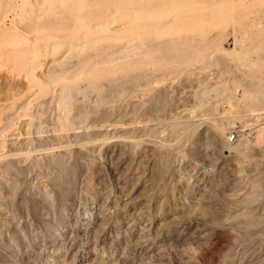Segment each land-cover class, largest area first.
<instances>
[{
	"label": "rangeland",
	"instance_id": "rangeland-1",
	"mask_svg": "<svg viewBox=\"0 0 264 264\" xmlns=\"http://www.w3.org/2000/svg\"><path fill=\"white\" fill-rule=\"evenodd\" d=\"M94 2L0 0V155L26 152L0 162V264H78L97 205L106 230L138 209L207 224V237L148 264H264V0ZM217 122L205 144L203 127ZM124 136L136 143L118 181L97 143ZM200 149L211 152L204 165Z\"/></svg>",
	"mask_w": 264,
	"mask_h": 264
},
{
	"label": "bare ground",
	"instance_id": "bare-ground-1",
	"mask_svg": "<svg viewBox=\"0 0 264 264\" xmlns=\"http://www.w3.org/2000/svg\"><path fill=\"white\" fill-rule=\"evenodd\" d=\"M100 1V0H99ZM98 1V3H99ZM102 1V0H101ZM104 1V0H103ZM212 1V0H211ZM214 2L216 0H213ZM91 3V1H89ZM97 3L96 0L94 2V4ZM97 3V4H98ZM95 4V5H97ZM101 4V3H100ZM99 5V4H98ZM104 5V4H103ZM102 7V5H100ZM96 7V6H95ZM97 9V8H96ZM94 9V11L96 10ZM102 9V8H101ZM103 9H104V6H103ZM106 9V8H105ZM124 10V9H123ZM226 15V14H225ZM228 15V14H227ZM73 16V15H72ZM221 16V15H220ZM117 17V16H115ZM121 17V16H120ZM224 17V15H223ZM71 18V17H70ZM91 19V18H90ZM104 19V18H103ZM108 19V18H107ZM225 19V18H223ZM93 20V19H92ZM112 20V19H111ZM110 20V21H111ZM118 20H120V18H118ZM135 20V19H134ZM175 20V19H174ZM88 21V20H87ZM100 21V20H99ZM104 21V20H103ZM109 21V23H110ZM116 21V19H115ZM95 24L97 22H94ZM99 23V22H98ZM97 23V24H98ZM102 24H99L98 26L100 27H94L96 28L97 30H100L101 32L104 31L107 27V24L105 23H108V22H102ZM112 23V22H111ZM118 23V22H117ZM95 24H93L92 26H94ZM106 26H105V25ZM110 27L108 26L107 29H109L110 31H113V30H121L119 29L118 30V26L116 24H109ZM125 26V25H124ZM122 29L124 28L123 25L121 26ZM168 27V26H166ZM169 27H170V23H169ZM90 31H92L90 29ZM100 31H94L97 32L98 34H100L101 32ZM116 31V32H117ZM105 32V31H104ZM115 32V31H114ZM91 33V32H90ZM96 33V34H97ZM103 33V32H102ZM204 33V32H203ZM95 34V35H96ZM98 34L96 36H98ZM85 35V34H84ZM56 36V35H55ZM94 36V34H93ZM95 36V37H96ZM110 36V35H108ZM107 36V37H108ZM99 37V36H98ZM113 37V36H111ZM53 38V37H52ZM100 38V37H99ZM63 39V38H62ZM94 39V37H93ZM97 37L94 39L96 40ZM83 40H84V37H83ZM82 40V41H83ZM88 40V39H87ZM90 40V39H89ZM134 40V39H133ZM192 40V39H191ZM190 40V41H191ZM68 41V40H67ZM92 41V40H91ZM69 42V41H68ZM133 42V41H131ZM150 42V41H149ZM214 43H219L220 40L218 42H215L213 40ZM212 42V43H213ZM237 42V40H236ZM235 42V43H236ZM86 41H85V46H86ZM89 43V42H88ZM128 43V42H127ZM148 43V41H147ZM167 43V42H165ZM193 43V42H192ZM211 43V45H213ZM221 43V42H220ZM71 44V43H70ZM82 44V45H84ZM164 44V43H163ZM224 44V43H223ZM209 45V44H208ZM210 45V46H211ZM215 45V44H214ZM62 45L60 46H57L56 48H60ZM209 46V48H210ZM219 46V45H218ZM221 46V44H220ZM152 47V46H151ZM150 47V48H151ZM154 47V45H153ZM213 47V46H211ZM217 47V46H216ZM246 47V46H245ZM47 48V47H46ZM54 48V49H56ZM149 48V47H148ZM208 47H206V49H208L207 51H210ZM218 48V47H217ZM57 49V50H58ZM167 50L169 48H166ZM206 49L204 52H206ZM85 50V49H84ZM128 50V49H127ZM162 49H160L159 51H161ZM192 50V49H190ZM213 50V49H212ZM70 51V50H69ZM85 51H88V50H85ZM167 52V51H166ZM203 52V53H204ZM246 52V51H245ZM163 53V51H162ZM202 53V55H203ZM153 54V53H152ZM161 54V53H160ZM165 54V52L163 53ZM234 54V53H233ZM237 54V52H236ZM239 54V53H238ZM242 54V53H241ZM246 54V53H244ZM243 54V55H244ZM199 56V55H198ZM238 56V58H240V60H243L241 59V57H244V56H241L240 54L239 55H236V57ZM241 56V57H240ZM112 56H110L109 59H111ZM200 57V56H199ZM108 58V57H107ZM198 58V57H197ZM196 58V59H197ZM113 59V57H112ZM177 59V58H176ZM195 59V60H196ZM119 61V60H117ZM245 61V60H244ZM174 62V61H173ZM242 62V61H241ZM111 63H114V62H111ZM130 63V62H129ZM245 64V63H244ZM106 65V64H105ZM94 67V66H93ZM87 74V73H86ZM37 75V74H36ZM88 77V76H87ZM38 78V77H37ZM46 82V81H45ZM112 85V84H111ZM64 89V88H63ZM121 90V89H120ZM69 98V96H68ZM67 98V99H68ZM30 99V98H29ZM63 100L65 99L62 98ZM27 103V102H26ZM69 103V102H68ZM132 103V102H131ZM48 104V103H47ZM56 105V104H55ZM66 105V104H65ZM58 106V105H57ZM22 106H20L21 108ZM19 108V109H20ZM47 108V107H46ZM132 108V107H131ZM187 110V109H186ZM66 111V110H64ZM184 111V110H183ZM68 112V111H67ZM131 112V111H130ZM137 112V111H136ZM186 112V111H185ZM228 112V111H227ZM125 113V112H124ZM142 113V112H141ZM134 114V113H133ZM132 114V115H133ZM136 114V113H135ZM134 114V115H135ZM229 114V113H228ZM230 114H232L230 112ZM259 114V113H258ZM4 115V114H2ZM104 115V114H103ZM180 115V114H179ZM124 116V115H123ZM145 116V114H144ZM233 116V115H232ZM146 117V116H145ZM185 117V116H184ZM174 118V117H173ZM190 118V117H189ZM2 119V117H1ZM5 119H13L12 117H5ZM28 119V118H27ZM221 119V118H220ZM172 120V119H171ZM233 120V117L231 119L230 116L228 115H225L224 117H222V121H230ZM10 121V120H9ZM147 121V120H146ZM207 121V120H206ZM222 121H220L222 123ZM112 122V121H111ZM167 122V121H166ZM165 122V123H166ZM176 122V120H175ZM50 123V122H49ZM119 123V122H118ZM24 124V123H23ZM44 124V123H42ZM107 124V123H106ZM120 124V123H119ZM163 124V123H162ZM161 124V125H162ZM170 124V123H169ZM118 124H113V125H109V128H115L117 129ZM121 125V124H120ZM155 125V124H154ZM165 125V124H164ZM218 125V122L216 124H211L209 123L208 125H205L202 129V136H211V137H214L216 134L218 135L219 134V129L218 127L220 126H217ZM46 126V125H45ZM126 126V125H124ZM159 126H160V123H159ZM168 126V125H167ZM175 126V125H174ZM178 126V125H176ZM175 126V127H176ZM231 126V125H230ZM127 127V126H126ZM132 127V126H131ZM174 127V128H175ZM8 128V127H7ZM122 128V127H119V129ZM172 128V127H171ZM220 128V127H219ZM54 129V128H53ZM75 129V128H74ZM118 129V130H119ZM177 130V128H175ZM135 130V129H134ZM169 130V129H168ZM24 131V130H23ZM117 131V130H116ZM174 131V130H173ZM222 132V131H221ZM220 132V133H221ZM27 133V132H26ZM223 133V132H222ZM176 134V133H175ZM141 136V135H140ZM204 136V141L205 140H208V138L210 137H207L205 138ZM50 137V135H49ZM133 137V136H132ZM222 137V136H221ZM53 138V137H52ZM216 138V137H215ZM218 138V137H217ZM55 139V138H54ZM13 141V140H12ZM12 141L10 143H12ZM42 141V140H41ZM137 141V140H136ZM83 142V141H82ZM90 142V141H89ZM100 140L98 141L97 144H103L105 146H107L108 148L106 149V152L110 153L111 154V157L112 159H114L116 161V167H115V171L119 173L118 177H117V180L120 181L122 179V176H123V173L125 170H127V167H128V161H127V145L126 144H135V140L133 139H128L124 138L123 137H113L111 138V140H106V141H103V142H100ZM142 142V141H141ZM160 142V141H159ZM211 142V141H210ZM209 142V143H210ZM205 144H208L206 141L204 142ZM43 144V143H42ZM96 144V143H95ZM101 144V145H102ZM147 144V143H146ZM151 144V143H149ZM51 145V144H50ZM90 145V144H89ZM14 146V144L12 145ZM38 146V145H37ZM39 148V147H38ZM54 148V147H53ZM131 148V147H130ZM256 148V147H255ZM10 149V148H9ZM207 149V148H205ZM24 150V149H23ZM54 150V149H53ZM26 151V150H25ZM35 151V150H34ZM39 151V150H38ZM37 151V152H38ZM42 151V150H41ZM19 152V151H18ZM24 152V151H23ZM36 152V153H37ZM22 152L20 153H15V150L11 149L8 151V153H4L5 155H0V162L1 161H4L5 163H7L8 161H13L17 159L24 161L25 160V156L24 154H21ZM39 153V152H38ZM211 152L208 150H199L197 152V158L199 159V163L201 165H204L207 161H209V159L211 158ZM29 154V153H28ZM27 154V155H28ZM52 154V153H51ZM53 155V154H52ZM28 157V156H27ZM26 157V158H27ZM32 157V156H31ZM60 159V158H59ZM63 159V158H62ZM217 159V158H216ZM110 161V160H109ZM33 162V161H32ZM60 162V161H59ZM8 164V163H7ZM25 164V162H24ZM60 164V163H59ZM167 164V163H166ZM22 165V164H21ZM4 165H1V167H3ZM17 166V164H16ZM235 166V165H234ZM239 166V165H238ZM214 167V166H213ZM243 167V166H242ZM231 168V167H230ZM238 168V167H237ZM114 169V168H113ZM203 169V168H202ZM242 169V168H241ZM239 172V171H238ZM115 173V172H113ZM164 173V172H163ZM5 177V176H4ZM7 178V177H6ZM241 178V177H240ZM10 179V178H9ZM44 180V179H43ZM123 180V179H122ZM245 180V179H244ZM258 180V179H257ZM175 181V180H174ZM200 181V180H199ZM257 182V181H256ZM243 183V182H242ZM247 184V183H246ZM257 184V183H255ZM254 185V184H253ZM247 186V185H246ZM1 187V186H0ZM251 189H252V185L250 186ZM250 189V188H249ZM262 189V188H261ZM252 191V190H251ZM250 191V192H251ZM249 192V190H248ZM257 193V190L255 191ZM247 195V194H246ZM248 195H251V194H248ZM11 196V195H10ZM255 196V195H254ZM16 197V196H15ZM253 197V196H252ZM233 198V197H232ZM258 198V197H256ZM227 200V199H226ZM243 201V200H242ZM256 201V200H255ZM245 201L241 202V203H244ZM240 203V202H239ZM240 203V204H241ZM104 205V204H103ZM102 205V206H103ZM132 202H126V204H124L123 207H121L119 210L121 213H124L122 214V216L125 215V212L129 209V208H132ZM210 206V205H209ZM264 206V205H263ZM96 207V206H95ZM155 208V207H154ZM197 208V207H196ZM144 210V209H143ZM142 209H138V210H134L133 213H131L128 217L124 218V220L121 219L122 223L124 224V228L123 227H119V229L121 228L124 229L123 231L121 230H116L115 227L114 229L112 228H107L108 230H106V222H105V214H106V211L100 206L97 205L96 208H94L92 214L90 217H87L88 219V227H86V225H84V232L82 233L81 235V238L79 240V244H80V248L79 250L76 252L75 255H77V258H78V264H98L99 263V257L98 255L96 254V248H95V245L93 243V241H95V239H99L101 237V239H103V241L105 242V240L109 241V247L107 248H103L104 250L106 249V251H104L103 253H106L107 256H108V264H130L129 262H131L133 264V260H137L139 261V264H148L150 259L152 258H155V257H159V256H163V254L166 252L167 248L172 246V245H177V246H183V245H186L188 244V242L190 243L192 240L194 241H198L199 239L201 240L203 238V235L205 236L206 234L204 233L205 231L209 230L207 224H196L195 221L196 219L195 218H192L194 220V222H192L188 217L187 215H184V213H182V215L184 216H181L179 217V215L181 214L180 212H178L179 210L177 208H174V212H173V208L171 209V211L173 212L172 214H165L164 212H161V211H156V212H153L152 215H147L146 212H143ZM108 211V210H107ZM145 211V210H144ZM170 211V210H169ZM151 213V212H150ZM245 213L244 211H240V213H238L239 215H237V218H240V217H243L245 216ZM8 214V213H7ZM190 214V213H189ZM258 214L259 211H258ZM177 215V217H176ZM235 216V215H233ZM232 216V217H233ZM188 219H187V218ZM198 217V216H197ZM222 217V216H221ZM248 217V216H247ZM191 218V217H190ZM209 218V217H208ZM226 218V217H225ZM86 219V220H87ZM233 219V218H232ZM242 219V218H241ZM248 219V218H247ZM190 220V221H189ZM199 220V219H198ZM254 220V219H253ZM11 221V220H10ZM209 221V220H208ZM230 221V220H229ZM252 221V220H251ZM117 222V221H116ZM116 222H115V225H116ZM227 222V220H226ZM202 223V222H201ZM3 224V223H1ZM5 225L6 226H10L11 224L9 222H5ZM222 226V225H221ZM83 227V226H82ZM117 228V227H116ZM259 231V230H257ZM208 232V231H207ZM231 232V231H230ZM125 233H128L129 236H124ZM209 233V232H208ZM79 235V234H78ZM235 235V234H234ZM77 236V235H76ZM75 236V237H76ZM74 237V238H75ZM202 237V238H201ZM207 237V235L205 236ZM204 237V238H205ZM203 238V239H204ZM232 238V236H231ZM234 239V238H233ZM208 240V239H207ZM76 241V240H75ZM101 241V242H103ZM192 241V242H194ZM103 242V243H104ZM198 243V242H197ZM196 243V244H197ZM195 245V244H194ZM78 246V245H77ZM187 246V245H186ZM245 247V246H244ZM188 249V248H187ZM232 249V247L230 248ZM229 249V251H230ZM36 250V249H35ZM50 252V251H49ZM234 252V250L232 251ZM262 252V251H261ZM56 253V252H52L50 254H48L47 252H44V254H41L42 256H44L45 258H52V255ZM227 253V252H226ZM229 253V252H228ZM105 254V255H106ZM253 254V253H252ZM104 255V254H103ZM184 255V254H183ZM224 255V254H223ZM226 255V254H225ZM234 255V254H233ZM48 256V257H47ZM38 257V256H37ZM176 257V256H175ZM179 257V256H178ZM183 257V256H182ZM224 257V256H223ZM250 257V256H249ZM247 257V258H249ZM261 257V256H260ZM103 258V257H102ZM165 258V257H164ZM222 258V257H221ZM262 258V257H261ZM35 259V258H34ZM101 259V258H100ZM105 259V258H104ZM239 259V258H238ZM53 264H58V263H63L61 262L60 260V257H58L56 259V257L53 259ZM246 260V259H245ZM137 261V262H138ZM190 261V260H189ZM106 262V263H107ZM151 262V261H150ZM220 263V262H219ZM248 263V262H247ZM43 264V263H42ZM151 264V263H150ZM178 264V263H177ZM229 264V263H228Z\"/></svg>",
	"mask_w": 264,
	"mask_h": 264
},
{
	"label": "built area",
	"instance_id": "built-area-1",
	"mask_svg": "<svg viewBox=\"0 0 264 264\" xmlns=\"http://www.w3.org/2000/svg\"><path fill=\"white\" fill-rule=\"evenodd\" d=\"M230 139H233L234 140V136L230 137Z\"/></svg>",
	"mask_w": 264,
	"mask_h": 264
}]
</instances>
